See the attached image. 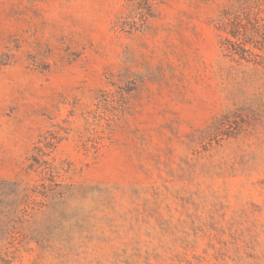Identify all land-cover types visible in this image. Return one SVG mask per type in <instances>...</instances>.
<instances>
[{
	"label": "rangeland",
	"instance_id": "obj_1",
	"mask_svg": "<svg viewBox=\"0 0 264 264\" xmlns=\"http://www.w3.org/2000/svg\"><path fill=\"white\" fill-rule=\"evenodd\" d=\"M234 1L163 0L130 32L127 0H0V225L53 124L71 131L48 157L85 187L67 228L50 210L0 233V264H264V65L222 51ZM112 84L125 111L87 151L76 133Z\"/></svg>",
	"mask_w": 264,
	"mask_h": 264
},
{
	"label": "trees",
	"instance_id": "obj_2",
	"mask_svg": "<svg viewBox=\"0 0 264 264\" xmlns=\"http://www.w3.org/2000/svg\"><path fill=\"white\" fill-rule=\"evenodd\" d=\"M163 0H127L128 12L126 16H119L115 27L140 31L146 26L154 14V7ZM215 28L220 38L222 51L237 61H244L255 65H264V0H235L224 6L215 19ZM114 88L101 90L102 99L111 98L115 103L108 114H93L87 112L84 116V126L76 133V140L87 151L98 150L113 130L114 124L125 111V103L132 88L112 84ZM106 102V101H104ZM106 107V105H104ZM35 144L28 157L29 169L41 175L35 184L18 180L12 184L16 187L15 207L10 208L9 220L13 224L0 225V233L5 238H16L22 229L17 225L21 220L26 221L44 216L47 211L57 213L55 224L60 228H67L74 219L73 198L83 193L85 187L62 180V168L50 160L49 152L54 150L65 134L71 129L53 124ZM40 201V208H32L34 201ZM43 207H45L43 209ZM23 212L22 215H19ZM8 211L6 214H9ZM75 219L78 220V217ZM81 221V220H80Z\"/></svg>",
	"mask_w": 264,
	"mask_h": 264
}]
</instances>
